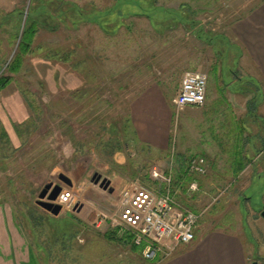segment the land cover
Returning <instances> with one entry per match:
<instances>
[{
    "label": "rangeland",
    "instance_id": "obj_1",
    "mask_svg": "<svg viewBox=\"0 0 264 264\" xmlns=\"http://www.w3.org/2000/svg\"><path fill=\"white\" fill-rule=\"evenodd\" d=\"M261 2L0 0V75L12 78L0 91V202L41 264L155 263L106 238H120L110 222L125 186L168 189L154 172L169 174L170 192L199 214L197 235L232 232L247 264H264V108L252 105L259 86L230 28ZM29 21L30 49L8 73ZM195 71L207 74L206 99L215 93L220 106H174L183 76ZM142 119L160 129L164 148L138 136ZM193 155L205 159V174L187 175ZM61 191L72 192L70 207L53 214L41 205L58 204Z\"/></svg>",
    "mask_w": 264,
    "mask_h": 264
},
{
    "label": "built area",
    "instance_id": "obj_2",
    "mask_svg": "<svg viewBox=\"0 0 264 264\" xmlns=\"http://www.w3.org/2000/svg\"><path fill=\"white\" fill-rule=\"evenodd\" d=\"M207 81L205 72H187L173 99L174 106L178 109L202 106L206 101ZM205 172L206 161L202 156L193 155L186 161L187 175H203ZM153 180L163 182L168 189H149L135 181L125 186L110 227L120 238L124 237L138 247L144 260L156 262L170 257L178 246L194 240L199 214L181 205L170 192V175L160 174ZM196 189L197 183L191 181L188 190ZM57 203L70 207L72 192L61 191Z\"/></svg>",
    "mask_w": 264,
    "mask_h": 264
},
{
    "label": "crops",
    "instance_id": "obj_3",
    "mask_svg": "<svg viewBox=\"0 0 264 264\" xmlns=\"http://www.w3.org/2000/svg\"><path fill=\"white\" fill-rule=\"evenodd\" d=\"M230 28L242 50L239 61L245 67L253 68L256 85L259 86L254 97L256 103L252 105L264 108V2L234 21ZM209 95L212 98L208 96L207 105H221V99L215 93ZM224 105L231 107L232 100H224ZM158 131L160 129L145 119L140 120L137 126V134L142 140L153 148L161 149L164 148V137ZM30 238L12 208L0 202V264H41ZM187 245L188 252L184 256L173 258L180 250L178 246L170 258L152 264H247L244 244L232 232L211 230L202 235L195 233L194 240Z\"/></svg>",
    "mask_w": 264,
    "mask_h": 264
},
{
    "label": "trees",
    "instance_id": "obj_4",
    "mask_svg": "<svg viewBox=\"0 0 264 264\" xmlns=\"http://www.w3.org/2000/svg\"><path fill=\"white\" fill-rule=\"evenodd\" d=\"M35 32H36L35 23L32 21H29L28 24H26V26L24 27V30L22 31L20 42L18 44L17 51H16L14 57L7 64L8 73L14 74V73H17L19 71V69L21 67L22 59H23L22 57L27 51H29L30 44L32 42L33 36L35 35ZM199 32L200 33L196 36L197 38H201V37H203V35H205V34H203L204 31L202 32V30H199ZM11 80H12L11 76L5 75L4 73H2L0 75V91L3 88H5L10 83ZM188 158L186 159V161L188 160ZM237 164L238 165L235 168L237 171L242 170L244 168V161H243L242 157H240V160L237 161ZM182 171L184 174L185 168ZM106 238L107 239L110 238V239L117 240V241L122 242V243H126L134 251H139L138 247L131 244L129 242V240L125 239L124 237L116 238L114 235L106 233Z\"/></svg>",
    "mask_w": 264,
    "mask_h": 264
},
{
    "label": "water",
    "instance_id": "obj_5",
    "mask_svg": "<svg viewBox=\"0 0 264 264\" xmlns=\"http://www.w3.org/2000/svg\"><path fill=\"white\" fill-rule=\"evenodd\" d=\"M60 177H61V178H64V176H62V175H61ZM48 187H49V186L47 185L46 188L42 191L40 197H43V196H44V194L46 193ZM59 191H60V188H59L58 186H56L55 189H54L53 194L50 196L49 199H55V197H56V195L58 194ZM41 205H42L45 209H47V210H51V212H52L53 214H57V213L59 212L60 208H61V206H60L59 204L41 203ZM260 215H261V217L264 219V208H263L262 211L260 212ZM251 264H258V262H257V261H252Z\"/></svg>",
    "mask_w": 264,
    "mask_h": 264
},
{
    "label": "bare ground",
    "instance_id": "obj_6",
    "mask_svg": "<svg viewBox=\"0 0 264 264\" xmlns=\"http://www.w3.org/2000/svg\"><path fill=\"white\" fill-rule=\"evenodd\" d=\"M158 175H160L158 172H154V173H153V176H155V177L158 176ZM165 175H166V174H165ZM166 176L168 177L169 174H167ZM149 189H150V188H149Z\"/></svg>",
    "mask_w": 264,
    "mask_h": 264
}]
</instances>
